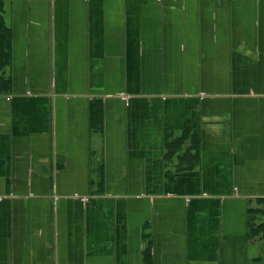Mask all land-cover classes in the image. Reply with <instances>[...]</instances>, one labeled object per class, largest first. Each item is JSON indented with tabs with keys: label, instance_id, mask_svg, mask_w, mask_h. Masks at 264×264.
Returning <instances> with one entry per match:
<instances>
[{
	"label": "crops",
	"instance_id": "1",
	"mask_svg": "<svg viewBox=\"0 0 264 264\" xmlns=\"http://www.w3.org/2000/svg\"><path fill=\"white\" fill-rule=\"evenodd\" d=\"M0 264H264V0H0Z\"/></svg>",
	"mask_w": 264,
	"mask_h": 264
}]
</instances>
